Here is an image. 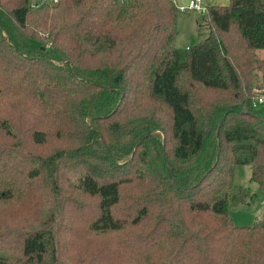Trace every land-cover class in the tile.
I'll use <instances>...</instances> for the list:
<instances>
[{
	"label": "trees",
	"instance_id": "obj_1",
	"mask_svg": "<svg viewBox=\"0 0 264 264\" xmlns=\"http://www.w3.org/2000/svg\"><path fill=\"white\" fill-rule=\"evenodd\" d=\"M178 11L0 0V264H264V0Z\"/></svg>",
	"mask_w": 264,
	"mask_h": 264
},
{
	"label": "rangeland",
	"instance_id": "obj_2",
	"mask_svg": "<svg viewBox=\"0 0 264 264\" xmlns=\"http://www.w3.org/2000/svg\"><path fill=\"white\" fill-rule=\"evenodd\" d=\"M31 1L35 3L41 2L42 0ZM187 1L188 0H175L177 5L187 3ZM206 1L204 0V4H206ZM210 2V4L216 5L228 4V0H210ZM201 14L204 13L197 10L178 11V32L174 43L177 48H187L193 46L201 37L205 36V29L202 30V35L198 34L197 30V22L201 21ZM257 55L260 58H264V48L258 49ZM254 113L264 118V102H255ZM250 171L251 167L248 164H238L235 166V185L246 188L251 195L247 202L230 205L229 207L230 216L237 225H252L261 217L264 211V190L261 189L256 182L250 180ZM22 208V205L16 206L17 211Z\"/></svg>",
	"mask_w": 264,
	"mask_h": 264
},
{
	"label": "built area",
	"instance_id": "obj_3",
	"mask_svg": "<svg viewBox=\"0 0 264 264\" xmlns=\"http://www.w3.org/2000/svg\"><path fill=\"white\" fill-rule=\"evenodd\" d=\"M49 1L56 2L57 0H49ZM177 8L179 11L197 10L201 13H204L206 11V5L204 4V0H188L187 3L177 5ZM256 101L260 103L264 102V95L257 97L255 102Z\"/></svg>",
	"mask_w": 264,
	"mask_h": 264
},
{
	"label": "crops",
	"instance_id": "obj_4",
	"mask_svg": "<svg viewBox=\"0 0 264 264\" xmlns=\"http://www.w3.org/2000/svg\"><path fill=\"white\" fill-rule=\"evenodd\" d=\"M205 3H206L205 5H207V4H210L211 2H210V0H207Z\"/></svg>",
	"mask_w": 264,
	"mask_h": 264
}]
</instances>
